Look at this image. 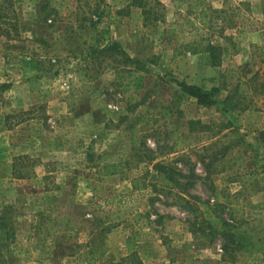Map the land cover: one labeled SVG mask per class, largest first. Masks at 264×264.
<instances>
[{
  "label": "rangeland",
  "instance_id": "obj_1",
  "mask_svg": "<svg viewBox=\"0 0 264 264\" xmlns=\"http://www.w3.org/2000/svg\"><path fill=\"white\" fill-rule=\"evenodd\" d=\"M12 2L20 34L0 43V264H264V251L225 254L222 234L178 197L218 195V215L246 222L264 250V0ZM186 16L223 46L220 66L208 53L174 56L165 34L178 18L188 39ZM104 39L145 62L144 88L124 91L116 72L134 66L94 51ZM176 79L216 89V103ZM105 161L118 172L98 174Z\"/></svg>",
  "mask_w": 264,
  "mask_h": 264
},
{
  "label": "trees",
  "instance_id": "obj_2",
  "mask_svg": "<svg viewBox=\"0 0 264 264\" xmlns=\"http://www.w3.org/2000/svg\"><path fill=\"white\" fill-rule=\"evenodd\" d=\"M183 18L185 25L192 26L189 30L188 39H185V37L180 38L176 34V28L180 23L178 18L170 23V27L165 34V39L168 41L167 44L169 46H173L174 56H177L182 52H191L192 54L208 53L211 64L214 66H220L222 61L223 46L214 43L209 38L205 37L203 33H197L196 29L199 27H197L196 20H194V18H190L188 16ZM201 18L204 20V16ZM19 24V18L16 15L12 0H5L1 2L0 43L4 37L14 38L19 36ZM174 38L177 39L176 44H174ZM232 46L236 47L235 43H232ZM93 50L99 51L100 53H109V55L113 56L116 60L120 57L119 59H121L122 62L133 64L134 69L116 72V78L119 79V83L123 85L124 91L133 89L135 92H138L145 87V62L141 59L130 56L122 47L120 42L117 40L107 42L104 39V45L98 46V48H94ZM176 83L184 92L197 98L199 103L212 105L217 101L215 98V94L217 92L216 89H214V91L208 90L201 85L188 83L187 81L181 79H176ZM229 99L230 95L226 97L225 101H229ZM115 166L114 162L105 161L102 164H98L96 168L97 173L103 175L115 174L118 172ZM207 168L209 171L211 170L209 164H207ZM161 178L169 183L173 182V179L170 176L162 175ZM178 197H180V200L183 199L186 203L197 205V208L201 209L203 217L208 222L207 226L211 228L216 227L217 230L215 231L222 234V237L224 238L223 250L225 251V254H229L232 251H239L244 257H248L252 260H257L260 257L259 253L264 251L261 236H259L256 231H250V229L246 226V222L241 224H232L226 218H222L221 215H218L217 209L220 205L218 195H216V202L212 201L210 198L205 199L191 192H179ZM105 201H108V199ZM201 233L205 235V229H203ZM198 234L199 232L194 230V236L198 241L196 247L200 248V238L198 237Z\"/></svg>",
  "mask_w": 264,
  "mask_h": 264
}]
</instances>
